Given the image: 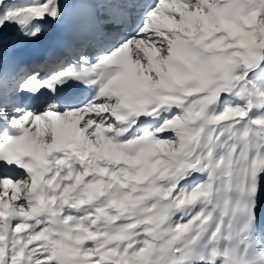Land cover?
Returning <instances> with one entry per match:
<instances>
[{"label": "snow or ice", "instance_id": "1", "mask_svg": "<svg viewBox=\"0 0 264 264\" xmlns=\"http://www.w3.org/2000/svg\"><path fill=\"white\" fill-rule=\"evenodd\" d=\"M0 264H264V0H0Z\"/></svg>", "mask_w": 264, "mask_h": 264}, {"label": "rangeland", "instance_id": "2", "mask_svg": "<svg viewBox=\"0 0 264 264\" xmlns=\"http://www.w3.org/2000/svg\"><path fill=\"white\" fill-rule=\"evenodd\" d=\"M55 39L56 36L54 33L41 37L40 40L27 44L23 48L19 49L17 55L24 59L40 58L47 54Z\"/></svg>", "mask_w": 264, "mask_h": 264}]
</instances>
